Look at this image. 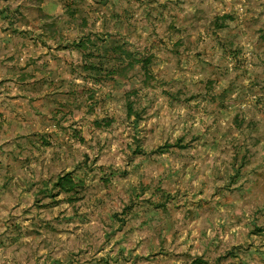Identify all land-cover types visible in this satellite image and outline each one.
<instances>
[{
  "label": "rangeland",
  "instance_id": "1",
  "mask_svg": "<svg viewBox=\"0 0 264 264\" xmlns=\"http://www.w3.org/2000/svg\"><path fill=\"white\" fill-rule=\"evenodd\" d=\"M229 250L264 264V0H0V264Z\"/></svg>",
  "mask_w": 264,
  "mask_h": 264
},
{
  "label": "trees",
  "instance_id": "2",
  "mask_svg": "<svg viewBox=\"0 0 264 264\" xmlns=\"http://www.w3.org/2000/svg\"><path fill=\"white\" fill-rule=\"evenodd\" d=\"M119 49V45L117 46ZM104 51V57H101L100 55V60L99 61H91L90 60V55L85 56L84 59V68L91 74L97 77L98 79H101L102 77L106 76L104 74V70L109 71L108 73L115 74L117 73L116 70H108L106 68H103L102 65L103 59L105 58H111V54L109 53L108 47L105 45V48L103 49ZM94 96H91L93 98ZM129 109L130 111H133V106L132 104H129ZM181 143V144H179ZM177 145L179 147L185 148L186 144H183L182 139L177 142ZM170 145H166L165 148L162 147L160 150L161 151H167L169 149ZM164 149V150H163ZM164 152V153H165ZM52 184V189L57 191V194H52L51 198L52 200L55 199L56 197H61L62 194H65V198H59V200H54V201H63V202H69L71 204L77 203L81 198H82V191L85 187V182L83 180H77L72 172H66L62 175H60L55 182H51ZM258 231H261L258 230ZM236 253L233 252V250H229L227 252H224L223 255L219 256L215 264H222V259L228 258L232 255H235ZM191 264H212L208 261H202L200 259H195Z\"/></svg>",
  "mask_w": 264,
  "mask_h": 264
}]
</instances>
